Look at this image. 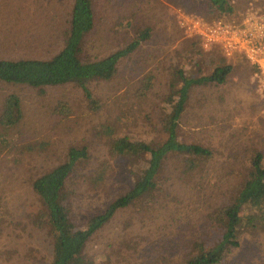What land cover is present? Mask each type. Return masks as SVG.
Segmentation results:
<instances>
[{
	"label": "rangeland",
	"instance_id": "rangeland-1",
	"mask_svg": "<svg viewBox=\"0 0 264 264\" xmlns=\"http://www.w3.org/2000/svg\"><path fill=\"white\" fill-rule=\"evenodd\" d=\"M232 3L235 18L212 17L204 0H92L94 28L85 45L92 56L104 57L137 29L151 28L152 37L119 60L114 76L42 88L0 82V107L8 93H16L22 107L20 122L8 129L10 144L0 151V264H51L47 229L31 221L41 206L31 183L59 164L70 146H85L89 153L67 186L71 219L81 226L130 184L127 160L110 159L100 126L111 124L115 134L164 140L158 122L172 70L183 66L190 76H200L212 72L217 62L230 64L225 83L190 88L178 123L179 140L213 149V157L193 174L202 179L184 184L172 169L177 161H170L171 172H162L147 206L120 209L84 248L94 264H147L155 250L172 263L181 261L190 241L204 235L207 214L227 203L240 182L236 158L253 150L264 154V74L243 52L228 51L223 43L235 29L254 31L264 47V0ZM71 5L72 0H0V58L54 55ZM193 41L200 54L186 62L184 56L196 50ZM146 76H152L151 85L139 96ZM84 89L99 101L98 109L89 107ZM61 101L70 108L67 116L54 111ZM33 143L45 147L22 150ZM104 161L111 169L92 187L87 176ZM219 264H264V231L246 233L234 254Z\"/></svg>",
	"mask_w": 264,
	"mask_h": 264
},
{
	"label": "trees",
	"instance_id": "trees-1",
	"mask_svg": "<svg viewBox=\"0 0 264 264\" xmlns=\"http://www.w3.org/2000/svg\"><path fill=\"white\" fill-rule=\"evenodd\" d=\"M204 8L212 17L232 15L235 18L232 0H204ZM69 16L68 25L61 33L62 45L58 52L48 58H0V82L42 88L69 82L81 84L91 79H110L117 72L119 60L152 37L150 27H141L115 51L97 58L89 54L85 47L87 37L94 28L92 0H72ZM193 46L196 50L184 56L186 62H194L197 54H200L198 41H193ZM231 69L230 64L218 65L217 62L212 72L200 76H190L183 66L172 70L168 83L170 89L164 95L166 106L162 107L158 122L160 131L166 134L164 140L133 137L127 133L115 134L111 124L100 126L99 135L106 137L110 159L127 160L130 184L102 212L90 216L81 226L71 219L67 186L75 176L73 172H77L89 158L85 146H70L59 164L32 181V189L41 206L31 221L47 229L52 242L51 264H94L84 253L89 239L108 224L120 209L130 206L139 208L144 203L147 206L160 186L162 172H171L170 161H177L172 169L184 184L190 186L194 179H202L199 173L193 174L213 157V149L207 144L179 140V119L188 104L191 87L225 83ZM151 80L152 76L144 78V85L137 89L139 96L146 94ZM84 90L89 107L98 109L99 101L89 90ZM54 111L67 116L70 108L61 101ZM21 118L20 97L16 93L6 94L0 107V151L10 144L8 129L15 127ZM44 147L45 144L33 143L22 150H41ZM236 162L242 167L240 182L236 183L227 203L207 214L202 228L204 235L190 241L188 252L179 263H172L166 255L155 250L147 264H219L234 254L246 233L259 234L264 231V154L253 150L246 158L237 157ZM110 169L109 161L99 164L87 176L88 184L99 186Z\"/></svg>",
	"mask_w": 264,
	"mask_h": 264
},
{
	"label": "built area",
	"instance_id": "built-area-1",
	"mask_svg": "<svg viewBox=\"0 0 264 264\" xmlns=\"http://www.w3.org/2000/svg\"><path fill=\"white\" fill-rule=\"evenodd\" d=\"M225 31L229 33L228 29ZM217 34L215 33L212 37ZM230 35V38L226 37L227 40L223 41L228 51L232 49V51L243 52L260 69V72L264 74V47L263 42L260 41L257 34L254 31L241 33V31L232 29Z\"/></svg>",
	"mask_w": 264,
	"mask_h": 264
}]
</instances>
